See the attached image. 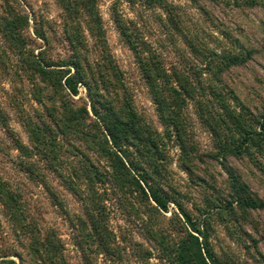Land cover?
I'll use <instances>...</instances> for the list:
<instances>
[{
  "label": "rangeland",
  "instance_id": "obj_1",
  "mask_svg": "<svg viewBox=\"0 0 264 264\" xmlns=\"http://www.w3.org/2000/svg\"><path fill=\"white\" fill-rule=\"evenodd\" d=\"M90 1L0 0V264L39 262L34 225L56 232L69 264H87L78 236L89 232L83 223L94 210L84 161L112 172L99 146L105 139L113 146L104 117L127 120L131 111L157 148L142 156L141 144H125L123 159L148 172L142 185L158 189L167 209L133 187L123 193L111 179L96 180L112 246L106 253L88 239L91 264H264V207L241 200L264 202V150H223L233 133L222 126L219 140L204 113L231 122L210 94L215 88L236 112L246 107L261 118L264 0H166L171 10L145 0ZM116 16L171 76L177 92L165 115L177 116L181 137L163 120ZM206 51L219 62L230 54L242 62L211 68ZM76 60L84 82L68 86ZM178 76L189 80V94ZM230 172L244 191L234 190Z\"/></svg>",
  "mask_w": 264,
  "mask_h": 264
},
{
  "label": "trees",
  "instance_id": "obj_2",
  "mask_svg": "<svg viewBox=\"0 0 264 264\" xmlns=\"http://www.w3.org/2000/svg\"><path fill=\"white\" fill-rule=\"evenodd\" d=\"M146 4H160L162 7H165L167 10H171V5L167 3L166 0H145ZM88 3L91 4V1L88 0ZM117 15V14H116ZM116 22L123 35L127 38L131 49L133 50L138 63L141 66L142 73L149 84L151 89L154 101L156 102L159 111L162 115L163 120L169 126H174L175 128H179V124L176 121L177 116L175 117H167L165 115L166 111L170 109V101L168 96L172 95L171 91H175L173 87H171L172 78L167 73V71L162 67L160 62L157 60V57L150 50L148 44L142 41H136L131 39V35L129 33V27L124 21L116 16ZM149 53V56L145 55ZM210 51H206L205 55L208 58V66L213 68L217 63H220L219 70L225 64H237L242 62V58L238 54H230L221 57L222 61L219 62V56L214 54H209ZM79 58V56H78ZM38 59V56H37ZM39 65L40 60H39ZM75 67V73L71 77L67 79V85L71 86L70 82L74 79L79 80V82H84L83 78H85L84 69L79 60L74 61L73 63ZM180 80L181 85L183 87V91L186 94H189L191 91L188 89V81L186 78L181 80V77H177ZM191 88V87H190ZM173 89V90H172ZM211 95L216 98L217 104L220 106L222 110L227 113V118H229V122L227 119L223 118L222 114L213 112V110L205 111L204 113H208L210 117L207 118V122L209 126L212 127V131L219 140H221V128L223 126L224 130H231L233 133L232 137L228 140L220 143V148L223 150H228V152L233 154H243L247 153L253 147L261 148L264 150V112L260 119H257L252 114H247L248 109L246 107H242V110L245 112H236L231 108V106L227 103V99L224 96L223 92L215 90V88H210ZM74 94L77 91L74 89L72 91ZM177 92V91H175ZM169 94V95H168ZM96 95V94H94ZM93 96V94H92ZM97 96V95H96ZM172 98V96H171ZM211 101L205 102L207 110L211 107L209 106ZM112 115V116H111ZM102 118V117H101ZM78 122V124L83 123L84 116L81 115L78 118H74ZM81 121V123H80ZM104 124L107 130V135L112 140L113 146H108L109 142L105 139L104 146L103 143H100L99 146L103 150L104 153L107 154V157L110 159L112 163V172L102 171L96 165L92 164L90 160L86 159V164L83 166L85 178H87V182L89 184V194L87 199L90 200L92 204L93 213L87 214V225L83 223V226H89V232L83 230V234L78 236V246H80L84 258L87 264H91V259L87 255V242L88 239H94L97 242V245L100 246L106 253L111 251L112 246V233L106 228L105 225V210L102 205L99 203V199L101 198V194L95 192L93 188V183L96 180L102 179H111L114 184H116L123 193L126 192V189L135 188V191L141 192V194L145 198H149L153 200L160 209L166 210L168 200L164 197V195L154 187H145L142 185L145 184L147 186L149 182L148 172L142 169V172L138 171L139 168H142L141 165L132 163L130 167L125 163L124 156L121 153L123 145L130 144H141L143 147L139 150V153L142 156H147L148 151L152 150L151 148L156 149L157 143L156 140L151 135V132H146L142 128H140L137 118L132 111L129 114V118L127 120H123L122 118L114 116V113L107 115L104 117ZM178 136L181 137V131L178 129ZM136 146V145H135ZM121 148V149H120ZM153 163V161H151ZM151 163V164H152ZM154 164V163H153ZM141 166V167H140ZM230 176L233 180V188L239 193L240 191H244L245 186L239 185L237 177L230 172ZM13 202H17L16 199H13ZM242 204L246 207L251 208H262L264 207V202H259L252 197L242 198ZM27 227V226H25ZM35 232V233H34ZM33 244L32 250L38 256L39 262L36 264H69L65 255V248L62 240L58 238L56 232L51 230L46 234H43L41 230L36 229V225L33 226ZM38 234V237L35 235ZM32 238V237H31ZM82 238V239H81ZM83 238L86 239L84 242ZM193 245L197 247L199 252L201 253L202 247L199 239L196 236H192ZM86 248V249H85ZM209 253V249L206 248ZM22 264H25L23 258H21Z\"/></svg>",
  "mask_w": 264,
  "mask_h": 264
}]
</instances>
